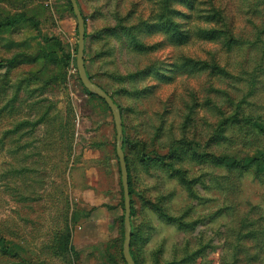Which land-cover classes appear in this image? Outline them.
<instances>
[{
  "label": "rangeland",
  "instance_id": "rangeland-1",
  "mask_svg": "<svg viewBox=\"0 0 264 264\" xmlns=\"http://www.w3.org/2000/svg\"><path fill=\"white\" fill-rule=\"evenodd\" d=\"M116 103L137 264H264V0H76ZM0 264H124L108 107L68 0H0Z\"/></svg>",
  "mask_w": 264,
  "mask_h": 264
},
{
  "label": "water",
  "instance_id": "water-1",
  "mask_svg": "<svg viewBox=\"0 0 264 264\" xmlns=\"http://www.w3.org/2000/svg\"><path fill=\"white\" fill-rule=\"evenodd\" d=\"M73 14L77 21V33H78V44L76 54V71L83 88L91 94L96 95L102 99L108 109L110 110L113 122L116 130V147L115 152L118 159L122 191H123V203H124V241L122 247V256L125 264H135L130 254V243H131V224H130V197L128 191V171L125 162L123 150L121 148L122 139V127H121V116L118 111L117 105L114 103L112 98L106 94L100 87L94 84L87 76L85 64H84V47H85V25L84 19L82 18L80 11L77 6L76 0H69Z\"/></svg>",
  "mask_w": 264,
  "mask_h": 264
},
{
  "label": "trees",
  "instance_id": "trees-1",
  "mask_svg": "<svg viewBox=\"0 0 264 264\" xmlns=\"http://www.w3.org/2000/svg\"><path fill=\"white\" fill-rule=\"evenodd\" d=\"M69 1V0H68ZM70 3V2H69ZM72 12H73V10H72ZM28 25V26H30V27H32L35 31H37L38 30V28H39V24H38V22H36V21H34L31 17H28L27 15H25L24 13H18V14H16L15 16H13V17H7V18H5V19H3L1 22H0V31L1 30H11V29H14V28H16V27H18L19 25ZM84 25H85V20H84ZM84 64H85V59H84ZM4 66H3V64H0V69L1 68H3ZM86 69V68H85ZM87 73V72H86ZM88 76V75H87ZM89 79H90V77H89ZM91 80V79H90ZM107 94V93H106ZM99 100H101L104 104H105V102L102 100V99H100V98H98ZM113 100V99H112ZM114 101V100H113ZM115 103V102H114ZM116 104V103H115ZM106 105V104H105ZM123 150V149H122ZM123 153H124V150H123ZM115 155H116V152H115ZM124 157H125V154H124ZM116 158H117V156H116ZM118 160V159H117ZM125 162H126V166H127V171H128V191H129V197H130V208H131V212H130V220H131V218H132V216H133V201H132V199H131V194H132V190H131V188H132V186H131V183H130V170H129V167H128V164H127V159H126V157H125ZM119 172H120V170H119ZM123 192V191H122ZM123 238H124V235H123ZM133 238H134V236H133V234H132V232H131V243H130V254H131V257H132V259H133V261H134V263L135 264H137L136 263V260H135V257H134V255H133V252H132V246H133V243H132V241H133ZM122 259H123V256H122ZM123 263L125 264V262H124V259H123Z\"/></svg>",
  "mask_w": 264,
  "mask_h": 264
}]
</instances>
